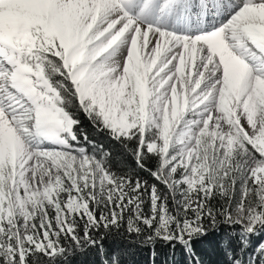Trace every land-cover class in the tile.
Returning <instances> with one entry per match:
<instances>
[{"label": "snow or ice", "instance_id": "obj_1", "mask_svg": "<svg viewBox=\"0 0 264 264\" xmlns=\"http://www.w3.org/2000/svg\"><path fill=\"white\" fill-rule=\"evenodd\" d=\"M157 242L264 264V0H0V264Z\"/></svg>", "mask_w": 264, "mask_h": 264}, {"label": "trees", "instance_id": "obj_2", "mask_svg": "<svg viewBox=\"0 0 264 264\" xmlns=\"http://www.w3.org/2000/svg\"><path fill=\"white\" fill-rule=\"evenodd\" d=\"M122 235L116 236L115 233L109 237L108 243H113V237L117 243H124L127 245L129 243L127 235L124 234V230H121ZM65 245L70 247L67 242ZM155 248V261L156 264H172V249L171 247L165 245L163 242H157L155 245L148 244H136L135 247L129 248L127 254L124 256L126 264H153L152 250ZM147 249V250H145ZM94 257L91 255H86L84 252L77 251L73 253L69 251L68 255L63 258V264H92ZM175 259L179 260L180 255L177 251Z\"/></svg>", "mask_w": 264, "mask_h": 264}]
</instances>
